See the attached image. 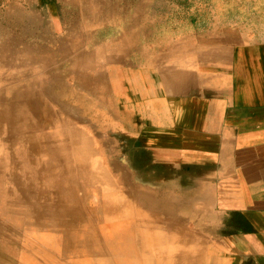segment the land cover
Instances as JSON below:
<instances>
[{
  "label": "rangeland",
  "instance_id": "1",
  "mask_svg": "<svg viewBox=\"0 0 264 264\" xmlns=\"http://www.w3.org/2000/svg\"><path fill=\"white\" fill-rule=\"evenodd\" d=\"M107 3L25 0L19 12L0 0V264L156 262L152 221L117 216L131 201L114 145L144 91L131 63L140 68L147 50L162 53L149 63L170 55L164 40L126 37L164 25L110 22Z\"/></svg>",
  "mask_w": 264,
  "mask_h": 264
},
{
  "label": "crops",
  "instance_id": "2",
  "mask_svg": "<svg viewBox=\"0 0 264 264\" xmlns=\"http://www.w3.org/2000/svg\"><path fill=\"white\" fill-rule=\"evenodd\" d=\"M81 1H107L110 22L164 25L126 37L164 40L171 57L131 63L144 91L114 153L141 180L117 216L152 221L159 264H264V0Z\"/></svg>",
  "mask_w": 264,
  "mask_h": 264
},
{
  "label": "bare ground",
  "instance_id": "3",
  "mask_svg": "<svg viewBox=\"0 0 264 264\" xmlns=\"http://www.w3.org/2000/svg\"><path fill=\"white\" fill-rule=\"evenodd\" d=\"M128 163V162H127ZM126 171L128 172V173H126ZM126 171H125V173L126 174H124L125 176H127V179L131 182L132 181V179L131 178H133V174H132V172H131V170H129V169H127V166H126ZM122 175V174H121ZM125 176H123V177H125ZM122 178V177H121ZM125 180H126V177H125ZM94 184H97V185H99L100 184V182H99V180H95L94 181ZM157 199V198H156ZM142 222V221H141ZM113 224V223H112ZM113 226V225H112ZM132 226V225H131ZM101 227V226H100ZM103 229H105V228H103ZM117 229V228H116ZM124 229V228H123ZM125 230V229H124ZM102 231V230H101ZM115 231V230H114ZM127 231H129V230H126V232ZM103 232V231H102ZM125 232V231H124ZM120 234V233H119ZM123 234V233H122ZM121 235V234H120ZM124 235V234H123ZM139 245V244H138ZM117 246V247H116ZM114 248V254H115V256H117V257H115V258H119V260H122L123 259V257H119V255H122L123 254V252H122V249H120V247L118 246V245H116ZM137 246V245H136ZM140 247V246H139ZM127 249V248H126ZM135 249V248H134ZM117 250V251H116ZM117 252L119 253V254H117ZM151 256V255H150ZM97 257V256H96ZM126 257V256H125ZM92 258V257H91ZM129 258V257H128ZM156 260V259H155ZM157 261H159V260H157ZM162 261V260H161ZM122 263V262H121ZM147 263L148 264H154V263H157V262H153V261H151V260H149L148 259V261H147ZM100 264V263H99ZM159 264V263H158Z\"/></svg>",
  "mask_w": 264,
  "mask_h": 264
}]
</instances>
